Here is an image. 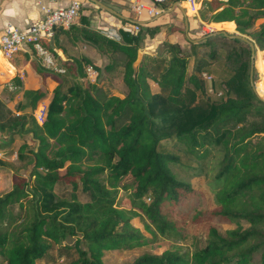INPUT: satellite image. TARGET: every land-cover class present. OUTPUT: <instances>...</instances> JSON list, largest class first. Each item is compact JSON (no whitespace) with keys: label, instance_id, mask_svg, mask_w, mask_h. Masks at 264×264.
I'll return each instance as SVG.
<instances>
[{"label":"trees","instance_id":"trees-1","mask_svg":"<svg viewBox=\"0 0 264 264\" xmlns=\"http://www.w3.org/2000/svg\"><path fill=\"white\" fill-rule=\"evenodd\" d=\"M81 12L69 29H55L53 45L61 48L64 35L74 46L81 41L110 58L121 56L126 92L119 97L86 86L87 67L100 68L89 56L67 54L65 60L54 55L63 73L32 62L43 83L23 92L15 113L0 101V132L8 137L0 150L17 135H31L33 144L25 142L17 152L30 165L29 176L15 173L12 189L0 198V264H42L58 246L63 255L76 253L69 264H106L107 251L145 247L161 237L190 246L144 253L126 264H264V101L251 86L250 46L234 39L244 48L212 47L209 62L198 61L190 73L191 54L168 39L177 30L164 32L162 52L140 57L146 40L168 23L138 25L137 33L120 30L115 40L91 29ZM199 13L205 22L250 37L264 52V22L256 26L264 19V0H200ZM206 36L189 39L193 51L225 37ZM41 44L52 51L48 40ZM220 55L226 59L224 90L209 68L222 63ZM262 58L264 63V53ZM48 75L58 85L40 125L34 113L47 97ZM170 139L199 164L212 149L222 152L214 206L172 171L182 158L162 150ZM134 218L151 237L133 225ZM70 238L73 245H61Z\"/></svg>","mask_w":264,"mask_h":264},{"label":"rangeland","instance_id":"rangeland-1","mask_svg":"<svg viewBox=\"0 0 264 264\" xmlns=\"http://www.w3.org/2000/svg\"><path fill=\"white\" fill-rule=\"evenodd\" d=\"M105 1L108 5H110V7L117 10L118 12H122L125 15L136 19V17L130 11L128 0H126L127 2L121 0H105ZM175 3L181 5L182 9H184L187 18L189 19L188 32L186 33L184 14H182V10L180 8L176 7V9L173 12L168 14L165 13V15L163 14L164 18L161 19L158 18L159 20L154 19L155 21H152L153 26L156 24H162L168 22L167 29H164V31L159 35H157L155 38L153 39L148 38L146 40L144 47L140 50V57L145 54H154L157 52H162L164 49L162 45L164 41V34L168 33L169 35L170 30H177V31L172 35H170L169 37L165 35V38L168 37V39L171 42L181 44L184 47L185 52L191 54L190 66H189L190 73H194L193 71L198 61L209 62L208 55L212 47H216V49L218 48L221 51H228L233 47L232 45H234L235 43L230 38L224 37V38H217L216 40H214L216 44L199 45L193 51L189 42V38L192 40L202 39L200 41L202 42L205 40L204 36L212 34L214 32L224 31L229 35H233L238 32L235 30L234 31L228 30L225 25L208 23L203 21L200 18V13H199L200 4L198 6L197 12H193L185 0H174L172 3H170V5H168V7L164 8V10L165 11L168 10ZM83 8H84L83 11L90 12L91 16L92 15L99 16L100 19L99 21H97L96 19L95 21L90 22L89 27L91 29L94 28L95 30H99L96 27L101 25L100 21L102 20V18L105 17L109 18L110 20L116 23L115 30L118 35L111 34L110 33L111 31L105 34L104 31L99 30L100 33L108 36L109 38L118 40L117 37H120L119 36L120 30H130L131 32H134L132 31L134 30V27L131 24L124 23L123 21L119 20L109 12H106L105 10L97 6L86 4V6H84ZM83 11L81 12V14H83ZM263 22L264 19L258 20L256 26H259ZM219 36L220 35H216L214 37H219ZM246 37L252 40L250 37L248 36ZM68 46H70L69 50L71 52L70 53L71 55L89 56V58L93 61V63L100 68V71L93 69L96 73V75L93 78L89 76L86 69V73L88 75L87 79H85L84 81V84L86 86H90L91 84H96L103 94H111L119 97H124L126 92V87L124 86L122 81L123 68L118 65V61L121 59V56L116 55L115 58H110L106 55L101 54L93 46L83 43L81 41L76 46L72 45L71 43ZM235 47L239 49L244 48L243 45H239V44H235ZM262 53H264L262 50L260 49L256 50L253 81L260 96L264 98V63H263ZM220 58L222 59L221 64L211 65L209 68L212 70L210 74L213 76L214 80H216L215 82L218 83L219 90H224V87L223 86L221 87V82L225 79V75H226L225 73L226 59L222 55H220ZM55 62L56 65L59 67L56 59ZM111 64H115L116 66L111 71L106 72L105 71L106 67ZM50 78L53 81L50 83L51 85L46 84L45 82L47 97L41 102H39V104L45 103L48 106L51 93L54 90V88L58 85V82H56L52 76ZM205 86H206L205 88L207 90V94L213 96L214 94L210 90H208L209 88L211 89L212 83L205 81ZM151 88L153 93L159 92V87L157 86V84L151 82ZM7 90L10 91V94L11 92H14L10 90L8 87ZM10 94L7 95L10 96ZM11 101H12L13 109L10 108L9 109L15 113V110L19 108V102L21 101H18L16 98L15 99L12 98ZM3 104L4 106H6L5 103ZM5 140H8V137L0 132V142ZM25 142L29 143L30 146L33 145L31 142V135H25L24 137L17 135L14 137L13 142L10 145L5 146L0 150V198H2L12 189V177L15 173H20L29 176L30 165H27L26 163L20 161L17 157V152L19 147ZM162 150L181 156L182 163L171 165L172 171L179 180L190 184L194 189L201 192L204 198L210 203V205L214 206L215 205L214 193L219 188L220 185L219 182L217 181L216 176L218 172V164L222 159V152L216 148L212 149L211 151L212 153L208 157L207 161L203 164H199L194 159H191L189 156L183 153L182 150H180V146L173 139L164 141L162 144ZM126 196L127 193L125 192L121 191L119 193V198H125ZM132 222L133 225L136 228H139L144 235L151 237V235L144 229V224L139 218H134ZM74 242H75V238H70L67 241L63 242L61 245H73ZM174 245L182 246L185 249H187L190 246V242L189 241L176 242L174 240L161 237L159 241H157L156 243L145 247L134 248L130 250L115 249V250L107 251L104 255L103 260L106 264H126L134 261L138 256L144 253L161 254L163 250L172 247ZM59 247L60 246L56 247L52 251L51 253L52 259H50V261L48 262L47 261L42 262V264H69V262L77 258V255L74 251H71L69 255H65V254L63 255L62 253H60Z\"/></svg>","mask_w":264,"mask_h":264},{"label":"crops","instance_id":"crops-1","mask_svg":"<svg viewBox=\"0 0 264 264\" xmlns=\"http://www.w3.org/2000/svg\"><path fill=\"white\" fill-rule=\"evenodd\" d=\"M72 1L74 0H0V33H2L3 30L6 28V26L8 25H14L19 28H25L28 25L37 23L44 18L46 10H56V9L66 8L72 3ZM79 1L82 3L83 7L86 6V4L97 6L95 3H93L90 0H79ZM99 1L103 2L104 4L110 7V5H108L105 0H99ZM121 1L127 2L126 0H121ZM161 11H162L161 13L163 14L165 13L163 5L161 6ZM119 13L123 14L126 17L131 18L130 16H127L122 12ZM182 14H184L183 11ZM82 15L88 17L90 22H93L96 19L97 21L100 20L99 16H93V15L91 16L90 12L83 11ZM164 15L159 17V19L164 18ZM184 18H185V24L186 21H188V27H189V19L187 18L186 14H184ZM118 19L121 21H125L120 18ZM154 19L159 20L156 17L151 19H139V20L146 21L147 23H152V21H155ZM100 24L101 25L97 26L96 28H98L101 31H104L105 34L111 31L110 32L111 34L118 35L115 30L116 23L110 20L109 18L107 17L102 18ZM99 30L96 31L100 32ZM230 31H234V30L230 29ZM59 39H60L61 48H56L53 45L52 39L48 40L50 44V49L52 50L51 53L65 60L68 57L67 54L71 53L69 50L70 46H68L70 42L68 38L64 35H61ZM64 50L66 53L64 52ZM34 60L37 63L41 64V58L37 55V53H35L31 45H25L21 49V51L12 59H7L0 53V101L5 103L6 106H8V108L13 109L12 101H11L12 98L14 99L16 98L18 101H21L23 99V92L25 90H37L41 88L43 80L42 77H40L34 69L32 63ZM50 77L51 76L49 75L46 77L45 79L46 84H50L51 82H53ZM18 81H20L21 85H17ZM150 85H151V81H150ZM7 87L14 92H11L10 94V91L7 90ZM7 94H10V96H8Z\"/></svg>","mask_w":264,"mask_h":264},{"label":"built area","instance_id":"built-area-1","mask_svg":"<svg viewBox=\"0 0 264 264\" xmlns=\"http://www.w3.org/2000/svg\"><path fill=\"white\" fill-rule=\"evenodd\" d=\"M170 0H128L130 11L136 19H150L161 14V6ZM193 12H197L200 0H185ZM82 3L74 0L66 7L56 10H46L44 18L25 28H19L14 25H8L0 33V53L7 59L16 56L25 45H31L41 58L42 66L52 69L58 73H63L64 69L58 67L54 55L42 46V40L52 39L57 27L69 29L80 16ZM132 25V24H131ZM135 33L139 31L138 25H132ZM120 40V37H117ZM87 73L90 77L96 75L93 68L88 67ZM88 76V75H87ZM208 80L212 78L206 76ZM48 111L45 103L38 104L35 113V119L38 124H43Z\"/></svg>","mask_w":264,"mask_h":264},{"label":"water","instance_id":"water-1","mask_svg":"<svg viewBox=\"0 0 264 264\" xmlns=\"http://www.w3.org/2000/svg\"><path fill=\"white\" fill-rule=\"evenodd\" d=\"M90 1H92L93 3H95L99 8H101V9L109 12L110 14L116 16L117 18H120L122 20H125L129 24H132V25H145L147 23L146 21H142V20H139V19H132V18L126 17L123 14L117 12L116 10H114L113 8L107 6L106 4H104L103 2H101L99 0H90ZM176 7L177 8H180L184 12V9H182L181 5L178 4V3H175L171 8H169L168 10H166L165 13L168 14V13L173 12L176 9ZM184 14H185V12H184ZM162 15H163V13H161L160 15H158L156 18H159ZM187 32H188V21H186V33ZM216 35H224L225 37H228L231 40L240 39V40L246 42L250 46L251 52H252L251 65H250V82H251V86H252L254 92L259 96V94L257 92V89H256V86H255L254 81H253L254 68H255L256 50L258 48L257 45L255 44V42L252 41V40H250V39H248L247 37L241 36L239 33H236V34H233V35H229L228 33L224 32V31L214 32L212 34L207 35L206 37H212V36H216ZM201 40L202 39L194 40V41L195 42H200ZM259 98L264 101V98H262L261 96H259Z\"/></svg>","mask_w":264,"mask_h":264},{"label":"bare ground","instance_id":"bare-ground-1","mask_svg":"<svg viewBox=\"0 0 264 264\" xmlns=\"http://www.w3.org/2000/svg\"><path fill=\"white\" fill-rule=\"evenodd\" d=\"M257 89V88H256ZM258 92V91H257ZM259 94V93H258Z\"/></svg>","mask_w":264,"mask_h":264}]
</instances>
